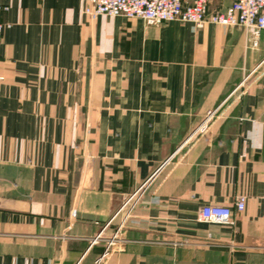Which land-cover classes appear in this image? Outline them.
I'll use <instances>...</instances> for the list:
<instances>
[{
    "label": "crops",
    "instance_id": "obj_1",
    "mask_svg": "<svg viewBox=\"0 0 264 264\" xmlns=\"http://www.w3.org/2000/svg\"><path fill=\"white\" fill-rule=\"evenodd\" d=\"M0 2V264H264V30Z\"/></svg>",
    "mask_w": 264,
    "mask_h": 264
},
{
    "label": "built area",
    "instance_id": "obj_2",
    "mask_svg": "<svg viewBox=\"0 0 264 264\" xmlns=\"http://www.w3.org/2000/svg\"><path fill=\"white\" fill-rule=\"evenodd\" d=\"M214 0H85V13L89 15L139 17L148 24H161L170 21L193 23L202 28L207 23L227 25L230 27H244L253 38V45L264 30V0H230L229 3L213 6ZM7 5L0 2L1 13L8 10ZM11 27L0 18V45L4 30ZM4 76L0 74V81ZM213 112L209 113V117ZM207 123L200 125L204 131ZM246 196L239 195L231 206L208 204L201 208L199 219L207 223L233 224L235 212L244 211ZM101 238L98 235L95 240ZM126 233L119 228L107 238V249L104 255L121 252L126 249Z\"/></svg>",
    "mask_w": 264,
    "mask_h": 264
},
{
    "label": "rangeland",
    "instance_id": "obj_3",
    "mask_svg": "<svg viewBox=\"0 0 264 264\" xmlns=\"http://www.w3.org/2000/svg\"><path fill=\"white\" fill-rule=\"evenodd\" d=\"M229 2H230V0H214L213 1V6L218 5L219 3L227 4ZM206 120H208V117H207ZM205 122L207 123V121H205Z\"/></svg>",
    "mask_w": 264,
    "mask_h": 264
}]
</instances>
